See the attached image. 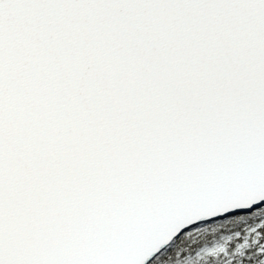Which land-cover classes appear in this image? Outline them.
<instances>
[{"label":"snow or ice","instance_id":"obj_1","mask_svg":"<svg viewBox=\"0 0 264 264\" xmlns=\"http://www.w3.org/2000/svg\"><path fill=\"white\" fill-rule=\"evenodd\" d=\"M0 264H264V0H0Z\"/></svg>","mask_w":264,"mask_h":264}]
</instances>
